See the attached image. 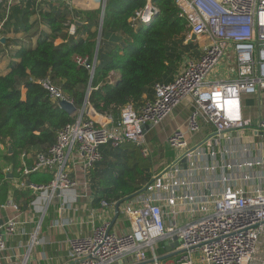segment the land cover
I'll list each match as a JSON object with an SVG mask.
<instances>
[{
    "label": "built area",
    "instance_id": "built-area-1",
    "mask_svg": "<svg viewBox=\"0 0 264 264\" xmlns=\"http://www.w3.org/2000/svg\"><path fill=\"white\" fill-rule=\"evenodd\" d=\"M18 1L0 0L5 6L0 31L10 8ZM44 1L36 0V7ZM174 2L178 15L189 25L186 42L193 35L191 42L199 43L197 55L187 59L169 82L154 83L152 98L125 104L116 122L108 115V126L98 124L94 109L88 101L84 103L82 114H74L75 120L57 132L45 151L35 152L31 164L23 163L22 175L26 177L18 179L17 187L36 192L30 208L36 210L54 196L63 203L75 201L81 182L70 172L78 166L85 181L93 165L102 159L100 147L103 145L117 148L131 143L143 156H148L144 126L159 125L187 98L192 104L187 124L189 132L199 130L200 119L213 126L217 137L252 126L243 116L241 98L245 93H264V0ZM102 3L103 0H66V5L74 10L101 11ZM156 12L152 0H146L145 6L130 18L131 27L137 29L140 22H148ZM76 24H70L67 32L70 36L77 34ZM221 61L233 62L229 72L234 76L208 78ZM77 62L93 73V59L88 63L78 58ZM39 82L57 104L62 99L73 102L49 76ZM254 131L264 133V119L255 123ZM166 143L173 150L185 148V133L179 129L173 131ZM38 172H47L51 179L43 184L28 181L27 176ZM163 173H156L143 192L162 188ZM69 192H73L72 198ZM140 199L141 205L128 203L124 207L123 215L129 227L122 233L102 223L93 226L89 236L71 239L65 264H264V190L223 192L211 200L212 205L205 214L181 224L175 221L166 224L158 201L148 197ZM101 206L107 208L110 204L101 201ZM18 226L15 217L0 224V253L6 249L7 238L18 232ZM174 236L178 245L159 253L158 243H172Z\"/></svg>",
    "mask_w": 264,
    "mask_h": 264
},
{
    "label": "trees",
    "instance_id": "trees-1",
    "mask_svg": "<svg viewBox=\"0 0 264 264\" xmlns=\"http://www.w3.org/2000/svg\"><path fill=\"white\" fill-rule=\"evenodd\" d=\"M55 1L56 6L52 0H46L48 6L39 9L50 34L39 37L33 47L20 48L8 71L0 75V144L4 145L0 160L14 166L21 154L45 151L54 142L57 132L75 120V115L67 114L49 98L39 80L49 76L78 110L84 104L91 82L88 103L96 111L110 114L116 122L125 104L139 103L144 95L153 96L154 83H167L172 79L181 59L180 47L187 49L192 43L186 42L189 25L178 15L174 0H152L157 12L148 22H140L135 30L129 20L145 6L146 0H106L101 37L113 38L114 44L107 43L102 51L99 47L91 79L90 70L77 59H86L88 63L93 59L100 10H74L66 5V0ZM34 3L36 0H25L24 5ZM21 14L26 15V10ZM11 17L9 14L7 21ZM74 22L84 37L74 39L67 33ZM58 35L64 42L55 44ZM122 39L124 44L120 45L118 42ZM111 71L119 73L113 82L108 79ZM109 147V144L101 146V154L103 148L110 153ZM116 149L118 154L124 152L122 161L111 164L101 159L89 172L94 205L101 201L122 204L159 172L150 171L153 160L143 156L135 145L123 143ZM171 152L167 157L173 160L174 152ZM30 177L44 183L51 179V175L41 179L38 174ZM4 178L0 172V181ZM164 246L163 242L159 243L158 252H162Z\"/></svg>",
    "mask_w": 264,
    "mask_h": 264
},
{
    "label": "crops",
    "instance_id": "crops-1",
    "mask_svg": "<svg viewBox=\"0 0 264 264\" xmlns=\"http://www.w3.org/2000/svg\"><path fill=\"white\" fill-rule=\"evenodd\" d=\"M24 4L25 0H19L10 8L9 14L12 17L6 20L0 31V75L8 71L9 64L15 60L14 54L20 48L33 47L39 37L50 34V28L43 21L39 10H36L35 3L28 7ZM25 10L26 15L21 14ZM4 13L5 6L1 2L0 21ZM80 36L84 37L85 34L78 30L74 39ZM63 40L58 35L54 42L59 44ZM230 66H233V62L225 63V69L217 78L233 77L234 74L229 72ZM218 69L216 67L213 73ZM118 76L117 71H111L108 75L109 82L115 81ZM150 98L152 95L143 96V99ZM241 105L244 118H248L252 126L233 130L220 137L214 134L212 125L201 119L198 131L187 130L192 109L190 98L183 100L159 125L146 128L148 156L151 160L154 159L150 171L164 172V186L149 193L135 192L134 196L119 204L117 216L115 205L103 208L101 203L93 204L92 180L89 176L84 181L78 166L70 172L72 177L81 182L76 191V200L63 203L61 198L54 196L34 210L29 207V203L36 192L17 187L18 179L23 176V163H32L34 151L28 152V156L23 158L20 155L16 166L0 160V172L5 175L0 181V224L14 217L19 222L18 232L7 238L6 249L0 253V264H65L70 253L71 239L89 236L93 226L102 223H108L111 230L122 233L129 227L124 220V207L128 203L131 206L141 205L140 198L143 197L156 200L162 205L166 224L173 221L181 224L205 214L206 209L212 205L211 200L223 192L264 190V133L257 134L254 131L255 123L264 119V93H245L241 98ZM79 110L76 115H79ZM94 111L98 124L110 125V114ZM177 129L185 133L187 146L174 150L169 148L174 152V159L171 160L164 150L165 146L169 147L166 138ZM109 148L110 153H107V148H103L102 159L111 164L122 161L124 152L118 154L116 148ZM3 149L4 145L0 144V152ZM33 174H38L40 179L50 175L47 172ZM31 175L27 176L28 181L34 184L44 183L31 179ZM95 180L98 181V178ZM72 196L73 192H69V198ZM164 252L166 245L159 253Z\"/></svg>",
    "mask_w": 264,
    "mask_h": 264
},
{
    "label": "water",
    "instance_id": "water-1",
    "mask_svg": "<svg viewBox=\"0 0 264 264\" xmlns=\"http://www.w3.org/2000/svg\"><path fill=\"white\" fill-rule=\"evenodd\" d=\"M105 5H106V0H103L102 7H101V11H100V18H99L98 28H97L96 47H95V52H94V56H93V62H94V64H96V61H97V54H98L99 45H100V39H101V34H102V23H103ZM79 24L81 25V23H79ZM193 38H194V36L192 35L191 38H190V40H189V42H191ZM92 74H91V79H92ZM90 90H91V82L88 84V88H87V92H86V95H85L84 103H86L87 100H88V96H89ZM59 106H60V108L63 111H65L69 115H74L78 111V109L73 104V102L68 101L66 99L60 100L59 101ZM82 112H83V108H81L79 110V114H82ZM148 127H149V125L146 124L144 126V129H146ZM144 190H145V188L143 187L141 190H139L136 193L143 192ZM135 194H133L132 196H134ZM132 196H130V197H132ZM118 206H119V203H116L115 204V215L116 216L118 214ZM168 243H170V244H168ZM164 245H166V251H169L171 247H175V246L178 245L177 237L176 236L173 237V242L172 243L171 242H168V241H165L164 242ZM169 255L170 254L165 255L163 257H167Z\"/></svg>",
    "mask_w": 264,
    "mask_h": 264
},
{
    "label": "rangeland",
    "instance_id": "rangeland-1",
    "mask_svg": "<svg viewBox=\"0 0 264 264\" xmlns=\"http://www.w3.org/2000/svg\"><path fill=\"white\" fill-rule=\"evenodd\" d=\"M54 5L53 6H56V2L55 3H53ZM48 6V3L46 2V0L42 3V4H40V5H37V7H36V10H39L40 8L42 9V8H46ZM60 7H64V6H60ZM127 39L129 38V37H127V36H125ZM100 40H102V44H101V46L99 45V47H101V51H102V49H103V46H104V48H105V46H106V44L107 43H109V45H113L114 43V39L113 38H111V37H101V39ZM120 45H123L124 44V40L122 39L121 41H119L118 42ZM198 44L199 43H197L196 41L195 42H192V43H190V45H189V48H187V49H185L184 47H180V49H179V52H180V54H181V59H180V61L178 62V66L176 67V70L172 73V75H171V78H173V76L177 73V72H179L183 67H184V65H185V62H186V60L187 59H189V58H192V57H195L196 55H197V53H198ZM108 45V46H109ZM109 48V47H108ZM222 63V64H221ZM219 64H221L219 67H218V65ZM219 64H217L216 66H215V69H216V67L217 68H219L218 70H217V72H215V73H213L212 75H210L208 78H210V79H216L217 77H219L220 75H221V73H222V71L225 69V62H223V61H221V62H219ZM231 75H233V74H231ZM172 150L171 149H169L168 147H166L165 148V154H166V156H167V153L168 152H170L171 154H172V152H171ZM152 160L154 161V159L152 158ZM163 164V163H162ZM161 164V165H162ZM161 165H159V167H161ZM157 166V165H156ZM152 171H154V170H152ZM153 173V172H152ZM124 220H125V223L127 224L128 222V220L126 219V218H124Z\"/></svg>",
    "mask_w": 264,
    "mask_h": 264
}]
</instances>
